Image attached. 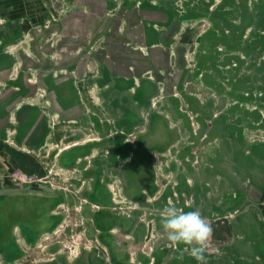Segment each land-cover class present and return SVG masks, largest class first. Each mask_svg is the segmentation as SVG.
<instances>
[{
	"label": "rangeland",
	"instance_id": "1",
	"mask_svg": "<svg viewBox=\"0 0 264 264\" xmlns=\"http://www.w3.org/2000/svg\"><path fill=\"white\" fill-rule=\"evenodd\" d=\"M94 8L108 19L132 12L134 32L146 25L141 12L164 13L150 28L165 40L122 48L58 33L72 12ZM21 10L0 12V54L10 56L11 88L34 89L29 103L56 142L41 152L44 177L15 184L18 171L2 166L12 190L0 200L42 188L55 194L59 220L29 244L16 236V252L0 246V264H197L167 240L169 203L198 210L212 228L207 264H264V0H34ZM43 11L40 24L27 16ZM17 26V41L4 42ZM65 53L76 70L59 62ZM42 72L77 81L83 121L54 108L52 90L38 87Z\"/></svg>",
	"mask_w": 264,
	"mask_h": 264
},
{
	"label": "crops",
	"instance_id": "2",
	"mask_svg": "<svg viewBox=\"0 0 264 264\" xmlns=\"http://www.w3.org/2000/svg\"><path fill=\"white\" fill-rule=\"evenodd\" d=\"M33 2L34 0H23L24 6L28 4L31 6ZM89 6L91 7L90 10H92L91 3ZM144 6L148 8V4ZM19 7V3H14L12 9H10V16H15L16 12L14 11L18 10ZM100 8L102 9V7ZM95 11L72 12L70 17L65 19V23H67L65 29L60 24L59 28L61 27L63 30L58 33H62L63 36L65 34L71 36L72 33L80 32V36L84 42L92 38L93 35H96V37L99 35V37L105 38L106 44L122 48L124 40L133 45L154 48L163 38V33L156 34L150 26L152 24L161 25L159 22L162 16L166 18L164 13L153 12L152 10L144 13L141 12V14L147 17L144 23L146 27L143 26L141 31L134 32L138 28V25L133 23L132 12H119L114 20L105 22L106 12ZM46 13L45 11L28 12L27 16H30L35 24H40L46 19ZM92 16H95V19H92ZM97 23L99 24L97 25ZM94 24L95 26L97 25L95 28ZM122 26H124V30L121 28ZM42 39H37L33 46L34 49ZM68 40L69 42L71 41V39ZM76 43L78 45L72 46H83L80 42ZM167 43V41L164 42V44ZM85 48L87 47L84 46L83 49ZM107 49L109 48L107 47ZM35 53L38 56V52L35 51ZM65 56H62L63 59H60L59 62L64 61L67 70H72V68L76 70L77 64L75 61H66L72 55L65 53ZM7 58H10V56L6 57L4 54H0V192L12 190L11 186L7 184L8 182L5 181L7 178L5 170L4 173L2 172L3 165L22 174L44 177L46 173L43 165L47 160H45L46 156H41V152L43 151L48 155L51 147L56 142L53 128L48 122H44L41 111L33 103H29V101L37 98L34 89L32 91L26 87L11 88L10 75L6 72L10 63L6 60ZM45 60L46 58H43V61L41 60L42 63H38L40 59L36 62L39 64L38 68L41 66L42 69H47V66L43 65ZM23 62L27 66L33 65V62L29 59H24ZM27 66L24 65V71H27ZM91 71L90 67L87 73ZM128 71L135 73V70L132 71V68H129ZM94 73L100 75V69H97ZM101 75V84L102 82H105L103 84H107L109 79H111L110 73L101 70ZM98 77L96 78L100 79ZM73 79L75 78L73 77ZM39 84L38 87L40 88L47 85L52 90L50 96L51 100L55 101L54 108H58L60 113L64 111L63 116L66 115L69 120L79 118L83 121L84 108L81 105L82 102L80 103L81 98L78 93L77 81L73 82V84L72 82L69 84L57 83L56 78L50 73L42 72V76L39 75ZM68 90H70V93H68ZM56 202L57 198L55 194L49 193V191H45L42 188H31V190H25V193L17 196L14 194L4 196L3 200H0V246L5 247L9 252H12V250L16 252L18 250V246L14 241L16 236L29 244L30 240L39 238L41 234L49 232L59 220L53 211Z\"/></svg>",
	"mask_w": 264,
	"mask_h": 264
},
{
	"label": "clouds",
	"instance_id": "3",
	"mask_svg": "<svg viewBox=\"0 0 264 264\" xmlns=\"http://www.w3.org/2000/svg\"><path fill=\"white\" fill-rule=\"evenodd\" d=\"M161 224L170 243L187 246L197 264H207V243L212 228L198 210L184 211L169 203L163 210Z\"/></svg>",
	"mask_w": 264,
	"mask_h": 264
},
{
	"label": "flooded vegetation",
	"instance_id": "4",
	"mask_svg": "<svg viewBox=\"0 0 264 264\" xmlns=\"http://www.w3.org/2000/svg\"><path fill=\"white\" fill-rule=\"evenodd\" d=\"M116 1H118V0H116ZM14 3H19V5H20V7L18 8V10L17 11H19V12H21L22 10L21 9H23V6H24V4H23V0H17V2H14L13 0H0V6L2 7H0V12H4V10H8V11H10V9H12V6L14 5ZM119 3L118 2H113V5H112V7H114V6H116V5H118ZM108 8V6H107V4H104V8ZM133 7V6H132ZM138 7H136L135 9H137ZM0 17H2V18H5V19H8V17L7 16H5V15H0ZM107 17H108V15H107ZM106 17V21L105 22H111V20H114V19H108ZM7 21H5L4 23H6ZM8 23V22H7ZM107 24V23H106ZM123 30H124V26H122L121 27ZM120 28V29H121ZM22 32V30H21V26H17L16 27V29L14 30V32L13 33H11V35H7V32L6 31H4V33H6V38L4 39V42H9V43H14V42H16L17 41V39L20 37V33ZM120 32H122V31H120ZM48 33V32H47ZM106 41V40H105ZM89 44V43H88Z\"/></svg>",
	"mask_w": 264,
	"mask_h": 264
},
{
	"label": "built area",
	"instance_id": "5",
	"mask_svg": "<svg viewBox=\"0 0 264 264\" xmlns=\"http://www.w3.org/2000/svg\"><path fill=\"white\" fill-rule=\"evenodd\" d=\"M10 177L9 178V181L10 182H15L16 183H27V181L29 182L30 180L28 178H26V176H24L22 173H19V172H14V173H11L9 175Z\"/></svg>",
	"mask_w": 264,
	"mask_h": 264
}]
</instances>
